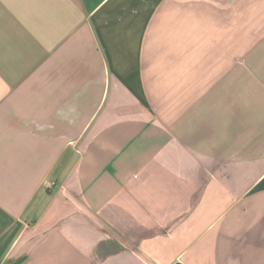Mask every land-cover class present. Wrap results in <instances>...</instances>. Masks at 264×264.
I'll return each mask as SVG.
<instances>
[{
    "label": "crops",
    "instance_id": "1",
    "mask_svg": "<svg viewBox=\"0 0 264 264\" xmlns=\"http://www.w3.org/2000/svg\"><path fill=\"white\" fill-rule=\"evenodd\" d=\"M0 264H264V0H0Z\"/></svg>",
    "mask_w": 264,
    "mask_h": 264
},
{
    "label": "built area",
    "instance_id": "2",
    "mask_svg": "<svg viewBox=\"0 0 264 264\" xmlns=\"http://www.w3.org/2000/svg\"><path fill=\"white\" fill-rule=\"evenodd\" d=\"M52 186H55V183H52V184L50 185V187H52Z\"/></svg>",
    "mask_w": 264,
    "mask_h": 264
}]
</instances>
